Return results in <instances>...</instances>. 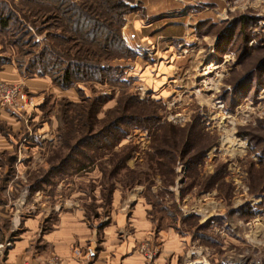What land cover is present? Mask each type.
Here are the masks:
<instances>
[{"label": "rangeland", "instance_id": "374dc122", "mask_svg": "<svg viewBox=\"0 0 264 264\" xmlns=\"http://www.w3.org/2000/svg\"><path fill=\"white\" fill-rule=\"evenodd\" d=\"M67 2L0 0L13 13L0 27V82L28 96H0V142L12 148L0 151V229L20 202L36 204L32 215L45 207L36 254L60 212L94 224L141 204L157 230L191 235L193 263L264 264V0ZM72 5L111 15L128 51L78 39ZM70 59L110 73L63 88L53 75ZM133 114L159 118L125 125L117 143L90 138Z\"/></svg>", "mask_w": 264, "mask_h": 264}, {"label": "crops", "instance_id": "0c3cea01", "mask_svg": "<svg viewBox=\"0 0 264 264\" xmlns=\"http://www.w3.org/2000/svg\"><path fill=\"white\" fill-rule=\"evenodd\" d=\"M3 145L0 142V146ZM9 150L12 148L0 147V151ZM125 205L112 212L111 219L94 224L85 220L80 209L60 212L54 228L43 235L42 251L35 254L32 239L41 223L49 218V211L42 207L41 212L32 215L36 204L27 200L20 202L10 232L0 229V241H8L13 231L21 229L25 232L13 236L11 240H15L11 248L0 251V264H28L32 262L30 260L35 264L39 261L34 260L50 257H57L61 264H196L192 259L199 254L191 235L174 229L157 230L145 207L139 204L126 208ZM144 243L154 251L153 259L149 258L147 251L141 250ZM74 247L83 250L78 259H74Z\"/></svg>", "mask_w": 264, "mask_h": 264}, {"label": "trees", "instance_id": "16d2710c", "mask_svg": "<svg viewBox=\"0 0 264 264\" xmlns=\"http://www.w3.org/2000/svg\"><path fill=\"white\" fill-rule=\"evenodd\" d=\"M59 1H61V3L63 2V5L70 3L67 2V0ZM86 6L87 5H84L83 7L78 6L79 8L75 6V9H77V12L79 14L76 16L77 19H74L76 26L72 27L71 30L77 34V38H81L80 40L88 41L89 43H92L97 47L106 48L107 50H112L114 52H120L121 50L128 51L126 43L121 35V31L119 30L120 28H115L112 25V22L109 21L111 15L106 16L105 13L98 12L97 9L95 11L92 7ZM12 15V12L6 14L4 12V9H1L0 27L7 28L10 24V21L12 20ZM106 17H108L109 19ZM101 65V62H86L83 59H70L66 62L65 67L61 68L58 74L53 75V79L58 85L63 88L72 87L75 82L79 81L103 80L105 76L110 72H108L109 69H102ZM129 99L131 102L136 100L135 97H130ZM139 101H141L140 103H145V101ZM158 118L159 117L155 114H133L117 116L111 122L108 130H102L97 133H93L90 138L101 142L103 138H105L103 140L108 139V136H105V133H110L111 138L115 140V143H117L122 139L123 136L128 133V129L124 127L125 125L128 126L130 124V127H132L131 125L134 124L144 127V124H146L145 122H147L148 120H153L155 122V120H157ZM130 121H135L137 123H129Z\"/></svg>", "mask_w": 264, "mask_h": 264}, {"label": "built area", "instance_id": "2783aa9c", "mask_svg": "<svg viewBox=\"0 0 264 264\" xmlns=\"http://www.w3.org/2000/svg\"><path fill=\"white\" fill-rule=\"evenodd\" d=\"M0 96L4 103L10 105L25 104L28 99V96L23 92L20 86L9 85L2 82H0ZM80 256L81 250L75 249L74 259H78ZM35 264H61V262L57 257H50Z\"/></svg>", "mask_w": 264, "mask_h": 264}]
</instances>
